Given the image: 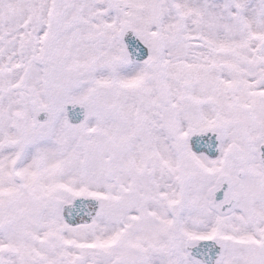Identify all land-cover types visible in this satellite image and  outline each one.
Returning <instances> with one entry per match:
<instances>
[{"label": "rangeland", "instance_id": "rangeland-1", "mask_svg": "<svg viewBox=\"0 0 264 264\" xmlns=\"http://www.w3.org/2000/svg\"><path fill=\"white\" fill-rule=\"evenodd\" d=\"M15 1L25 13L23 15L29 13L28 8L24 7L25 2L21 5L18 0ZM67 1L46 0V22L40 27L34 24L36 33H33V37L37 46H41L42 39L49 46L48 53L42 59L47 67L49 98L36 99L34 95H23L21 91L13 90V99L20 100V104L8 108L9 117L0 120V136L3 139L9 134L7 131L15 120L12 137L20 141L19 162L29 172L28 180H35L44 188L43 193L48 200L44 210L39 211L36 207L37 192L33 186L24 184L16 196L0 204L1 225L15 231L17 236H24L27 232L23 228L20 231L17 226L21 224L15 222L18 216L24 215L22 220H28L31 236L41 240L44 238L40 245L34 247L40 259H51L53 253L60 252L68 254L66 259L69 262L74 260L73 256L95 257V262L101 257L96 252L98 250L91 248V244L97 242V237L91 238L90 235H93L101 219L118 220L133 205L143 208L139 194H148L157 199L167 192L174 200L171 212L175 223L171 224L170 233L177 236L174 238L177 244L173 242L172 246L170 243L168 253L179 246L185 264H201L190 256L185 247L200 238H212L223 247L218 264H264V164L259 158V146L264 142V126L260 127L259 121L264 117L255 115V110L248 103L246 107L241 105L236 108L232 98L215 97L210 87L212 71L199 67H173L167 60V46L159 44L158 37L148 36V32L144 31V20H140L141 26H136L135 21L119 18L117 14L115 25V19L110 20L109 24L111 28L108 32L113 40L111 46L107 45L109 41L106 40L101 45L106 46L107 54H112L117 60L107 65L108 82L112 84L113 80H121L123 86L118 85L121 90L115 84L103 96L99 90L98 94L92 91L91 86L79 84L76 76L63 74L51 53L58 38L56 30L72 9ZM232 1V6L230 3L225 5L224 14H238L242 22L240 27L243 26L247 4L264 3V0ZM37 4L39 0L35 6ZM164 12L165 6L152 2L146 20L155 22L163 17ZM48 27L51 35L47 36ZM30 28L25 27L26 31ZM128 29L134 30L149 47L150 55L142 62L134 63L129 59L122 40ZM152 50L156 52L153 61ZM29 51L30 47L22 49L20 54L25 56ZM24 74H28L27 70L20 68L19 81ZM21 82L25 83L24 80ZM63 102L84 105L85 119L77 124L69 123ZM259 104L264 111V98ZM217 105L221 111L216 109ZM41 111L48 113L45 120L37 117ZM15 113H19L16 119ZM218 113L229 115L228 124L224 125L219 118H215ZM134 116L139 127L135 136H138L141 144L150 142L158 146L151 154L149 150L136 152L124 147L126 126L122 118L131 119ZM2 120H5L4 125ZM107 122L110 124L105 125ZM207 130L222 136L219 155L214 159L195 154L187 141L191 133ZM147 156H152V159L145 166ZM131 160L138 164V170L144 173L141 175L143 178H137L138 185L132 193L126 192L132 183L129 178L126 179L120 201H112L119 182L129 174V166L133 165L129 163ZM41 162L52 166L49 172L39 174L34 170ZM7 170L3 166L2 171L7 173ZM148 172L150 176H147ZM19 177L21 180L22 175ZM223 179L228 180V194L237 197L232 210L224 215L219 205L213 204V193ZM78 195L97 197L100 206L91 223L70 226L62 219L60 208ZM43 211H49L54 224L66 231L61 241L43 235V230L39 231L41 225L48 223L47 217L42 216ZM183 224L187 234H183ZM28 233L25 235L29 237ZM2 241L7 244L8 240L2 239L0 234ZM27 244L29 242L25 241V246ZM108 250L116 251L117 248ZM82 258L74 264L84 262ZM0 260L11 262L14 258L4 255L0 256ZM102 260L103 264L107 262ZM131 263L126 257L124 263L120 264Z\"/></svg>", "mask_w": 264, "mask_h": 264}, {"label": "bare ground", "instance_id": "bare-ground-1", "mask_svg": "<svg viewBox=\"0 0 264 264\" xmlns=\"http://www.w3.org/2000/svg\"><path fill=\"white\" fill-rule=\"evenodd\" d=\"M18 1L21 5L23 2L26 3L24 7L28 8V14L23 15L25 13L16 5L15 0H0V120L9 117L8 108L20 104V100L13 99L15 96L13 90H19L23 95H34L36 99L43 97L47 100L50 96L46 78L47 67L42 61L48 53L49 46L43 39L40 42L41 46H37V41L33 37V33H36L34 24L39 26L46 22V0H39L37 6H35L37 0ZM152 2L157 6H165L163 17L157 18L155 22L146 20ZM233 2L232 0H68L67 3L72 5V9L56 30L58 38L53 45L52 58L59 68H62L63 74L76 76L79 84L91 86L93 92L99 94L100 91L105 96L110 92V86L114 87L115 84L117 88L119 84L123 86L119 78V81L113 80L112 84H109V77L106 74L109 73L107 65L117 61L112 54H107V47L102 46L104 40L109 41L106 43L110 46L113 41L108 32L111 28L110 20L115 19V25L116 14L127 21H135L136 26H141L140 20H144L143 27L144 31L148 32V36L158 37L159 44L167 46V60L173 67H183V69L187 66L193 69L199 67L202 70L212 71L213 79L210 87L215 97L232 98L236 108L241 105L246 107L248 103V106L255 110V115L264 117V111L259 104L264 98V3L260 2L256 5L248 3L244 10L243 26L240 27L242 22L238 14H230V12L224 14L225 5L230 3L229 5L232 6ZM241 2L244 3L242 0ZM109 6L111 8H107ZM27 26H31L29 31L25 29ZM50 33L51 29L46 28V35H51ZM29 47V54L21 56L22 49ZM147 48L149 52V47ZM155 54L156 52L152 50V61ZM2 56L4 57L1 58ZM20 68L27 70L28 74H24L19 81ZM117 75L119 77L118 72ZM22 80L25 83H22ZM216 107L221 111L218 105ZM208 111L211 112L210 109ZM18 114H14L16 115L14 119ZM215 118H219L224 125L229 122L228 114L218 113ZM1 122L4 125L5 120ZM122 122L126 126L124 147L127 150L136 152L149 150L148 153L151 154L158 148L155 143L141 144L138 136H135L139 128L135 116L131 119L122 118ZM107 124L110 123L107 122L105 125ZM259 125L264 126V120H260ZM15 126L14 120L11 129L7 131L11 137L9 134H6L4 139L0 136V204L16 196L24 184H29L37 192L36 207L39 211L44 210L48 198L44 196L42 186L35 180H28L29 172L20 164L21 154L18 149L20 141L12 137ZM149 156L144 161L145 166L148 165L149 159H152V156ZM129 163H133L129 166V174L119 182L120 185L114 191L112 201H120L126 179L129 178L132 182L126 192L132 193L138 185L136 184L138 179L143 178L144 173L138 170V164L132 160ZM3 166L8 168L7 173L2 171ZM51 167L41 162L34 170L43 174L49 172ZM19 175H22L21 180ZM150 175L148 172L147 176ZM138 197L143 208L139 209L138 205H133L118 220L103 218L98 222L93 235L90 236L97 237L95 238L97 242L91 244V248L98 250L96 252L101 259L97 258L93 262L95 257H81L84 262L80 264H103L102 259L107 260L104 264H120L124 263L126 257L132 261L131 264H185L179 246L173 247L172 252L168 253L169 244L173 246L174 238L177 237L170 233L171 224L175 223L171 212L174 200L167 192L159 195L157 199L148 194H139ZM43 213L42 216L48 219V226L41 225L39 231L43 230V235L61 241L62 234L66 231L63 227L54 224L52 215L48 214L49 211ZM23 217L24 215L18 216L15 222L21 224L17 226L20 231L23 228L27 233L29 232V237L25 235L27 233L24 236L23 234L17 236L15 231L5 229L6 227L0 223L1 237L8 240L7 244L0 242V256L14 258L11 262L0 260V264H74L77 260H81L73 256L74 260L69 262L66 259L68 254L60 252L53 253L51 259H40L34 247L40 245L44 238L41 240L31 236L27 226L28 220H22ZM183 226L185 229L183 234H187L186 227L184 224ZM25 241L29 242L27 246ZM111 247L117 250H108Z\"/></svg>", "mask_w": 264, "mask_h": 264}, {"label": "water", "instance_id": "water-1", "mask_svg": "<svg viewBox=\"0 0 264 264\" xmlns=\"http://www.w3.org/2000/svg\"><path fill=\"white\" fill-rule=\"evenodd\" d=\"M123 42L129 53V59L132 62H142L149 54L148 48L138 38L137 34L131 29H128L123 34ZM63 109L65 111L67 120L72 124H77L83 121L86 115L84 105L75 102H63ZM47 112H41L38 115L40 120H44ZM221 142V135L213 131H203L191 133L189 135V145L191 150L196 154H204L208 158H215L219 154V146ZM260 160L264 163V143L260 146ZM227 181L224 180L222 186L215 191V202L221 201L224 192L227 189ZM234 200L224 207L230 208ZM100 202L96 197L74 196L70 202L64 204L61 209L63 220L71 225L89 224L96 215ZM190 254L199 259L204 264H215L217 258L221 254V246L211 239H200L194 246L187 247Z\"/></svg>", "mask_w": 264, "mask_h": 264}, {"label": "flooded vegetation", "instance_id": "flooded-vegetation-1", "mask_svg": "<svg viewBox=\"0 0 264 264\" xmlns=\"http://www.w3.org/2000/svg\"><path fill=\"white\" fill-rule=\"evenodd\" d=\"M230 199H234L235 200V203L237 202V197H234V196L228 194V191H227L225 193L224 199L221 200L222 202L218 204L219 205V208H220L221 205L228 203L230 201Z\"/></svg>", "mask_w": 264, "mask_h": 264}]
</instances>
